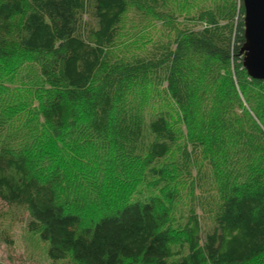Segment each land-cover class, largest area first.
Here are the masks:
<instances>
[{
  "label": "trees",
  "instance_id": "1",
  "mask_svg": "<svg viewBox=\"0 0 264 264\" xmlns=\"http://www.w3.org/2000/svg\"><path fill=\"white\" fill-rule=\"evenodd\" d=\"M165 3L0 0V66L37 57L36 89L43 95L37 116L45 130L15 127L12 108L18 105L8 93L0 96V200L28 209V229L47 242L52 261L69 256L77 264H247L264 253V80L251 78L242 64V0H223L181 23L168 11L175 36L130 60L113 59L129 9L161 20ZM89 14L94 26L87 24ZM141 89L160 105H151L146 115L137 99ZM83 135L125 141L131 157L143 155L159 177L163 170L155 164L178 151L177 168L197 183L202 202L214 206L213 227L202 231L191 211L187 251L173 260L158 197L138 191L129 199L128 178L131 188L117 193L125 201L78 231L80 217L66 209L67 199L59 200L57 186L66 176L62 152L73 155ZM54 141L67 142L68 153H58ZM31 154L52 160L54 177L31 175ZM82 167L93 176L108 172L96 162ZM105 190L117 195L114 186Z\"/></svg>",
  "mask_w": 264,
  "mask_h": 264
},
{
  "label": "rangeland",
  "instance_id": "2",
  "mask_svg": "<svg viewBox=\"0 0 264 264\" xmlns=\"http://www.w3.org/2000/svg\"><path fill=\"white\" fill-rule=\"evenodd\" d=\"M222 2L223 0H166L165 6L168 9L162 13L161 20L151 18L149 14L143 15L133 6L121 24L112 58L130 60L145 53L153 45L164 43L175 36L176 25L169 23L168 18L171 17L167 14L168 11L181 23L183 20H189L188 16L207 7L223 4ZM148 13L151 14L152 10H148ZM85 19L89 26L95 25L92 14L85 16ZM35 58L37 57L27 56L10 63L9 67L0 66V96L8 93V101L18 105L19 109L12 108L16 114L15 127L19 124L31 125L35 128V133L41 131L45 134L42 120L37 116L43 95L36 89L39 78ZM137 99L141 102L144 115L152 110L151 105L153 109L160 107L154 102L155 98L153 101L151 97L148 98L146 89L138 92ZM112 141L109 137L98 139L89 135L80 136L79 148L71 150L74 151L73 155L61 151L67 142L54 141L58 153L61 151L64 157L63 164L60 165L62 177L66 174L64 183L57 186L59 200L67 199L66 209L79 215L80 231L92 226L101 215L114 212L127 197L134 198L138 191L142 196H157L158 198L154 199L157 203V212L162 218V227H167L172 235L170 243L172 259L177 260L179 255H184L187 251L185 223L189 213L193 210L198 213L202 231H208L214 225L213 204L202 202L197 183L177 168L178 151H173L165 159L166 162H162L163 164H155L163 170V175L159 177L151 174L149 165H145L144 159L141 158L143 155L140 158L131 157L134 155L123 145L125 141ZM65 152L68 153L67 150ZM31 160H33L29 161L31 175L40 180L54 177L52 171L55 164L52 160L44 161L32 154ZM93 162L101 164L108 172L102 174L98 172L99 176L90 175L82 166ZM123 169L125 174L122 172ZM55 174L58 172L54 171ZM128 178H133L131 180L133 189L121 200L118 194H125L128 186L131 188V181ZM110 185L116 187L115 193L118 194L114 197L109 196L110 191L105 190ZM208 197L210 201V196ZM29 220L27 208L7 205L0 200V264H77L69 256L64 260L52 261L47 253V242L42 241L37 232L28 229ZM178 252L181 253L178 255ZM123 264L139 263L126 261ZM247 264H264V253Z\"/></svg>",
  "mask_w": 264,
  "mask_h": 264
},
{
  "label": "water",
  "instance_id": "3",
  "mask_svg": "<svg viewBox=\"0 0 264 264\" xmlns=\"http://www.w3.org/2000/svg\"><path fill=\"white\" fill-rule=\"evenodd\" d=\"M245 42L242 64L247 74L264 80V0H242Z\"/></svg>",
  "mask_w": 264,
  "mask_h": 264
}]
</instances>
